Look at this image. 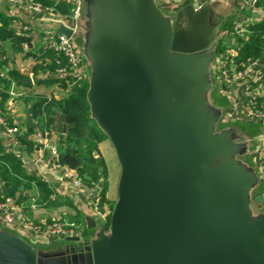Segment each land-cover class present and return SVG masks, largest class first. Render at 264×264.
Listing matches in <instances>:
<instances>
[{"label": "water", "instance_id": "95a60500", "mask_svg": "<svg viewBox=\"0 0 264 264\" xmlns=\"http://www.w3.org/2000/svg\"><path fill=\"white\" fill-rule=\"evenodd\" d=\"M129 9L88 91L91 115L121 164L118 200L110 236L81 252L80 264H264V218L250 219L254 177L225 150L224 136L212 133L199 100L184 98L203 88L194 72L197 53L216 40L210 5H185L170 30L154 0ZM59 32L73 35L65 25ZM27 122L35 125L30 116ZM52 130L65 133L59 117ZM222 155L227 161L213 167ZM86 222L96 227L90 214ZM72 254L38 255L20 237L0 234V264H73Z\"/></svg>", "mask_w": 264, "mask_h": 264}, {"label": "crops", "instance_id": "0c3cea01", "mask_svg": "<svg viewBox=\"0 0 264 264\" xmlns=\"http://www.w3.org/2000/svg\"><path fill=\"white\" fill-rule=\"evenodd\" d=\"M252 2L253 0H216L213 3H209L204 0H154V5L158 15L160 16L158 20H160L164 27H167L168 30H170L174 26L176 14L185 5L192 4L196 9H200L203 5L209 4L210 11H208V13L210 17V25L214 26L213 32L216 33L219 31L222 21L228 17L234 16V22L238 18H247L251 24L254 22V18H259L261 16L260 9L257 8V4L253 5ZM135 3L136 0H83L81 16L76 21L58 14L35 12L30 10L27 6L26 0H0V11L13 17L12 27L16 31L24 32L26 27L29 28L28 36L31 38V41L28 48H30L31 51H37L42 46L46 35L52 31L59 32L62 25L72 28V36L76 45L83 54L86 70L88 72L89 69H92V76L89 77L88 75L87 79V81H89L90 89L92 80L98 71V58L102 50L108 45V42L115 33H121L128 25L132 16V12L129 7H134ZM152 7H150V10ZM81 35L82 37L80 43L77 39H75V37ZM212 45L213 44H211L207 49L198 52L197 54L200 56L195 61L196 69L194 76L197 80H199V83H201L203 88L193 89L183 96L187 102V99L190 97V101L192 99H196L192 93H203V95H205L208 90L213 88V84L210 83L209 80L211 72V76L221 85V95L225 97L226 101V104L221 108H217L215 105H212L211 110L207 109L211 105L208 99L205 98L204 100H201V102L199 100L201 107L212 116L213 121L215 120L214 124L211 126L212 133L214 135L224 136V142H226L228 136L233 134L231 133L233 131H231V127L229 125L249 122L257 126V131H255L252 135L239 128V132L242 133L241 139L232 140L231 143L236 146L240 144V146L237 150L232 147L231 158H234L237 165L250 174V172L246 170V167L240 164L236 157L233 156L234 152H238L242 155L245 154L244 152L247 148L243 145L246 141L250 142L251 147L249 149V155L258 170L257 176L262 185L263 182L260 176L258 155L255 151L254 139L256 136L264 134V122L248 121L243 119L239 105L244 100L245 87L249 81L253 82V84L257 87L261 84L258 78L264 72V53L258 58L257 64L252 68L251 72L248 73V75L239 83L228 89L217 77L216 63L219 54L215 52ZM239 45L240 43L237 41V38H233L229 41L226 48L230 46L238 48ZM0 50L5 51V53L11 57L12 62H10V66H14L25 76V79H23L22 82L12 83L10 97L4 105L5 114L3 112L2 114L7 119L11 118L15 121V125L19 127L20 133H25L28 127L27 116H30L27 111L29 102L25 99V95L27 93H43L49 96L53 95L56 98H64L70 94V91L64 86L50 84L47 81L50 71L35 74L33 72V66L36 64L35 57L32 54H26L23 51H16L13 48L11 41L0 42ZM41 61L49 63V58H45L44 60L40 59V62ZM216 111L219 112L217 119L214 116L217 115ZM31 121L34 122V126H36L37 121L32 118ZM219 121L222 125L227 126V128L222 129L220 132H214L213 128L219 126ZM37 130L38 129H35V131L29 135V139L33 140L35 143L34 133ZM51 138L54 142L58 143L59 133L52 131ZM0 142L6 152L16 153L20 156L28 175L46 183L52 190V200L50 202L32 204V218L29 219L47 221L53 218H61L74 222L75 219H77L85 222L87 228V214H90V216L94 219L96 226L98 220L102 221V216L99 215L94 204V196L85 189L74 185L72 181L68 180L64 176L63 170L56 167L55 159L46 150L39 147L37 143L36 148L33 151H28L23 144L19 143L16 134L9 133L1 124ZM98 146L101 155L106 161L109 171L111 165H113L115 161V156H117L116 150L109 138L99 142ZM220 157L221 156H219V158ZM222 157L227 158L226 155H222ZM219 161L221 165L223 162L227 161V159ZM255 182L256 180L254 179L250 186L251 192L255 186ZM27 193L28 195L34 196V199L39 196L40 187L36 181H32L30 183ZM257 194H261L263 198L262 192L256 191V193H254V197H256ZM12 199L14 201V198ZM0 228L5 229L0 230V234L20 237L24 241H28L27 243H29L31 247L32 243L44 245L58 239L56 237L32 241V236L26 234L18 228H15L14 226L8 225L3 220L1 214ZM95 228L96 227L91 229ZM32 248L37 251L38 255H45L48 252V249H41V251H39L34 247ZM55 252L56 251L51 253Z\"/></svg>", "mask_w": 264, "mask_h": 264}, {"label": "trees", "instance_id": "16d2710c", "mask_svg": "<svg viewBox=\"0 0 264 264\" xmlns=\"http://www.w3.org/2000/svg\"><path fill=\"white\" fill-rule=\"evenodd\" d=\"M46 6H51L58 15H70L73 11V2L68 0H36ZM257 8L260 9L261 16L254 18L251 24V34L248 40L237 38L240 45L238 47L235 62L241 64L248 60L258 59L264 53V0L257 2ZM13 17L0 11V42L11 41L16 51H23L26 54H32L36 59L33 66V72H49L54 70L53 61L45 63L40 59L52 58L55 53L46 51L42 46L37 51L24 50L23 45L29 46L31 38L24 32H18L12 27ZM234 16L222 21L219 31L215 33L216 40L212 43L215 52L221 54L224 52L227 44L233 38L235 33L232 28ZM3 58L0 59V68L7 69V77L0 76V110L5 114L4 105L10 97V90L13 82H22L25 76L14 66L5 51H2ZM50 84H55L57 79L48 78ZM264 83V81H263ZM89 81L76 84L70 94L64 98L29 92L25 99L29 102L27 109L30 117L37 121L36 126L28 124L25 133H16L17 140L23 144L28 151L36 148V143L29 139V135L35 129L52 132V126L59 117L63 124L65 133L59 134L58 152L59 163L73 168L77 171L79 177L89 188L99 185L97 191L100 195L99 209L103 212L104 204L108 201L109 191V171L104 157L99 150V142L107 139L108 136L99 127L91 115L90 103L88 100ZM8 124L15 126V121L8 118ZM98 151V155L94 152ZM32 181H36L40 187V194L35 199L28 195L27 190ZM23 186V189H21ZM52 190L49 186L36 178L28 175L24 164L19 155L12 152H6L0 142V199L6 197L14 198L23 213L32 218V204L50 202L52 200ZM264 199V195H263ZM108 223H111V211L106 215ZM34 220V219H33ZM37 222V220H34ZM75 222L86 228L85 222L75 219ZM84 228V229H85Z\"/></svg>", "mask_w": 264, "mask_h": 264}, {"label": "built area", "instance_id": "2783aa9c", "mask_svg": "<svg viewBox=\"0 0 264 264\" xmlns=\"http://www.w3.org/2000/svg\"><path fill=\"white\" fill-rule=\"evenodd\" d=\"M15 1V0H10ZM68 1V0H67ZM73 2V11L70 15H63L76 21L81 16L83 0H70ZM209 3H213L216 0H204ZM259 0H253L252 4H257ZM27 6L30 10L35 12H45L51 14H57L51 6L43 5L36 0H26ZM251 22L247 18H238L233 23V30L235 38L239 37L243 40H248L251 34ZM29 28L26 27L24 33L28 35ZM24 50H28V45H23ZM42 48L46 51H52L55 56L52 60L49 58V62L53 61L55 68L50 71L49 78L57 79L55 83L58 86L66 87L70 92L72 88L81 82L88 79V72L86 70V64L84 57L73 36L69 37L61 32L52 31L48 33L43 40ZM238 48L230 46L225 48L224 52L219 54L216 67L217 77L220 82L230 89L248 73L257 64L258 59L248 60L244 63L235 62V56H237ZM2 50H0V59L3 58ZM0 76L7 77V69L0 68ZM258 87L253 82H248L244 91V100L239 105L242 118L248 121L264 122V72L259 76ZM11 92V90H10ZM0 124L12 134H16L19 131L18 126H11L8 124V119L4 117L0 110ZM50 131L37 130L34 133V139L39 147L46 150L56 161L57 168L62 169L64 176L72 181L74 185L85 189L87 192L94 196V204L99 215L102 216V211L99 209L100 195L97 191L99 185L94 188H89L85 185L82 179L79 177L77 171L66 165L59 163V152L57 142H54L51 138ZM255 151L258 155V163L260 168V176L264 184V134H260L255 137ZM0 214L3 220L10 226H14L32 236L35 241L37 239H50V238H67V237H82L84 227L77 222L69 221L66 219L53 218L47 221H33L29 219L22 211V209L15 204L11 197L0 199Z\"/></svg>", "mask_w": 264, "mask_h": 264}, {"label": "rangeland", "instance_id": "374dc122", "mask_svg": "<svg viewBox=\"0 0 264 264\" xmlns=\"http://www.w3.org/2000/svg\"><path fill=\"white\" fill-rule=\"evenodd\" d=\"M164 12L166 13V11L164 10ZM83 35V34H82ZM81 36H76L75 39H77L80 43H81ZM214 47V45H212ZM215 49V48H214ZM88 75L89 77L92 76V69L88 70ZM209 80L210 83L213 84V88L208 90L206 92L205 95H203V93H192L193 96L200 100H204L205 98L208 99L210 101V107L207 109H211L212 110V105H215L217 108H221L222 106H224L226 104L225 101V97L221 95V85L217 82V80H215L212 76H211V72H210V76H209ZM196 95V96H195ZM191 97L189 99H187V102L190 101ZM207 101V100H206ZM217 115H214L215 118L217 119L218 116V111ZM215 120L211 122V126L214 124ZM231 127V134L230 136H228L227 141L224 143V148L226 151H229L230 149L237 148L240 146L239 145H234L233 143H231L232 140H237V139H241L242 137V133L239 132L240 129L245 130L247 132L250 133V135H252L253 133H255V131H257V126L255 124H251L249 122L246 123H235V124H231L229 125ZM227 126L222 125L219 121V126H217L216 128H213L214 132H220L222 129H226ZM240 128V129H239ZM230 133V130H229ZM245 146L247 149L245 150V154H239L238 152H234L233 156L236 157V159L239 161L240 164L244 165L246 167V170L250 172V174L254 175V179L256 180L255 182V186L252 189V192L250 191V195L248 196V200H249V208L251 211V220H254L256 218H264V201L260 202L258 200H256V197H254V193H256V191H260L263 193L264 195V184L261 185L260 180L258 178V170L255 167L254 162L252 161V158L249 155V149L251 147L250 142L246 141V143L243 145ZM117 155V154H116ZM224 160L227 159L226 157H217V160L212 164L213 167H219L220 165V161L219 160ZM120 175H121V164L119 162L118 156H115V161L113 163V165H111V168L109 169V191H108V201L105 202L104 204V209L105 211H103L102 213V218L100 220L97 221V226L95 229H88L87 227L84 229L83 231V235L82 237H80V240L78 241H71V240H66L65 238H58L53 242L44 244V245H39V244H35L32 243V247L36 248L37 250L41 251V249H48L47 254L54 252V251H58V250H70L72 248H81L80 251H84L87 249H90V247H92V242L94 240L98 241L102 235L105 236H110L111 234V223H108L107 220V214L111 211V213H113L116 202L118 200V183H119V179H120ZM61 219V218H58ZM3 228H0V230H2ZM5 230V229H3ZM26 241V240H25ZM28 242V241H27ZM264 242V239H263ZM29 244V243H28Z\"/></svg>", "mask_w": 264, "mask_h": 264}, {"label": "flooded vegetation", "instance_id": "af4514ba", "mask_svg": "<svg viewBox=\"0 0 264 264\" xmlns=\"http://www.w3.org/2000/svg\"><path fill=\"white\" fill-rule=\"evenodd\" d=\"M81 248H72L70 250H66L67 254H69V252L71 250H73L74 252H76V254H72V263L74 264H80L82 261H83V257L80 256L81 252L80 251ZM58 252H63L62 250H58L56 251L55 253H58Z\"/></svg>", "mask_w": 264, "mask_h": 264}]
</instances>
